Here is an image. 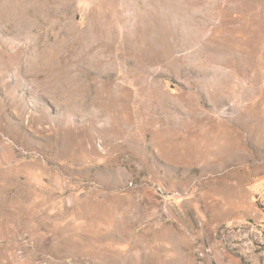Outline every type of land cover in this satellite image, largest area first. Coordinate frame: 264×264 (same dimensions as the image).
<instances>
[{"label": "rangeland", "instance_id": "rangeland-1", "mask_svg": "<svg viewBox=\"0 0 264 264\" xmlns=\"http://www.w3.org/2000/svg\"><path fill=\"white\" fill-rule=\"evenodd\" d=\"M0 264H264V0H0Z\"/></svg>", "mask_w": 264, "mask_h": 264}]
</instances>
